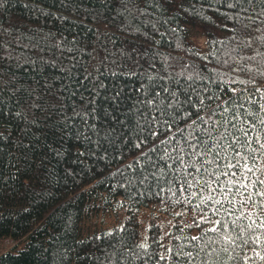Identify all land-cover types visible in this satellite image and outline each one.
<instances>
[{
  "label": "trees",
  "instance_id": "16d2710c",
  "mask_svg": "<svg viewBox=\"0 0 264 264\" xmlns=\"http://www.w3.org/2000/svg\"><path fill=\"white\" fill-rule=\"evenodd\" d=\"M0 264H264V0H0Z\"/></svg>",
  "mask_w": 264,
  "mask_h": 264
},
{
  "label": "snow or ice",
  "instance_id": "6c2138e0",
  "mask_svg": "<svg viewBox=\"0 0 264 264\" xmlns=\"http://www.w3.org/2000/svg\"><path fill=\"white\" fill-rule=\"evenodd\" d=\"M214 230V229H213Z\"/></svg>",
  "mask_w": 264,
  "mask_h": 264
}]
</instances>
